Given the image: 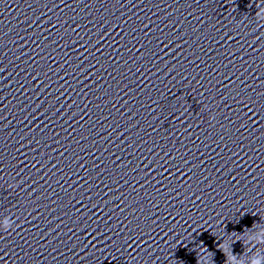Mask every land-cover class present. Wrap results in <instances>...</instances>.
I'll list each match as a JSON object with an SVG mask.
<instances>
[{
  "label": "clouds",
  "instance_id": "clouds-1",
  "mask_svg": "<svg viewBox=\"0 0 264 264\" xmlns=\"http://www.w3.org/2000/svg\"><path fill=\"white\" fill-rule=\"evenodd\" d=\"M256 17L259 21L264 22V8H260L259 11L256 13ZM259 227V231L261 234V237H264V225H261L259 223L253 224L252 228L248 229V232H251L253 228ZM241 236L245 235V232L240 233ZM236 241H241L240 239H235ZM261 242H264V240H261ZM233 244L232 242H227L226 240L218 244V248L223 252L225 257V264H242L241 261L237 260V256L240 254H234L233 252ZM245 247H247V243H245ZM201 252L206 253L207 250L202 248ZM197 264H209L206 255H199ZM251 264H261V257L256 256L252 261Z\"/></svg>",
  "mask_w": 264,
  "mask_h": 264
}]
</instances>
